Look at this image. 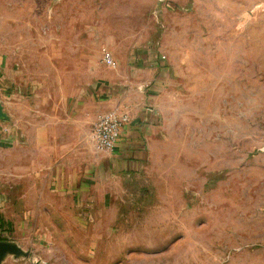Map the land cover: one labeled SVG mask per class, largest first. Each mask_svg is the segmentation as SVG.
I'll use <instances>...</instances> for the list:
<instances>
[{
	"label": "rangeland",
	"instance_id": "rangeland-1",
	"mask_svg": "<svg viewBox=\"0 0 264 264\" xmlns=\"http://www.w3.org/2000/svg\"><path fill=\"white\" fill-rule=\"evenodd\" d=\"M164 3L151 22V0H0V93L57 104L70 74L155 69L161 109L145 183L103 212L76 220L0 176V243L20 251L0 264H264V0ZM127 31L152 44L122 47Z\"/></svg>",
	"mask_w": 264,
	"mask_h": 264
},
{
	"label": "crops",
	"instance_id": "crops-1",
	"mask_svg": "<svg viewBox=\"0 0 264 264\" xmlns=\"http://www.w3.org/2000/svg\"><path fill=\"white\" fill-rule=\"evenodd\" d=\"M151 1V22L158 21L160 15L155 9L160 0ZM164 1L165 9L183 2ZM111 31L116 35L122 32L119 28ZM127 33L117 38L124 48L152 44L151 33L149 37ZM113 42L109 46L115 48L118 43ZM137 52L135 60L140 65L143 61L149 64L159 61L153 50L145 54ZM156 73L155 69L119 75L109 73L104 79L90 74L93 80H88L89 75L75 78L70 74L64 85L71 91L64 90L57 104H51L50 98L48 103L23 105L14 90L7 95L0 93L3 98L0 103L9 117L8 121L0 122V159L7 162V169L1 170L0 176L15 175L22 181L29 176L28 185L32 187L28 189L41 193L39 207L47 206L42 202L50 196L56 209H62L64 215L76 220L79 216L87 217L96 208L97 213L103 212L112 207L113 201L128 193L132 195L145 183L153 135L160 122V88L145 89L156 80ZM107 112L126 113L131 121L124 127L115 150L99 151L92 129L98 116ZM34 224L27 223V233L31 234ZM43 227L39 223V228Z\"/></svg>",
	"mask_w": 264,
	"mask_h": 264
},
{
	"label": "built area",
	"instance_id": "built-area-1",
	"mask_svg": "<svg viewBox=\"0 0 264 264\" xmlns=\"http://www.w3.org/2000/svg\"><path fill=\"white\" fill-rule=\"evenodd\" d=\"M105 62L114 65L109 53H105ZM130 116L126 113L107 112L98 116L92 129V138L99 151H113L121 141L122 131L130 123Z\"/></svg>",
	"mask_w": 264,
	"mask_h": 264
},
{
	"label": "water",
	"instance_id": "water-1",
	"mask_svg": "<svg viewBox=\"0 0 264 264\" xmlns=\"http://www.w3.org/2000/svg\"><path fill=\"white\" fill-rule=\"evenodd\" d=\"M6 115L3 113L2 106L0 105V120H5ZM8 252L19 253L20 251L13 245L0 243V262Z\"/></svg>",
	"mask_w": 264,
	"mask_h": 264
}]
</instances>
